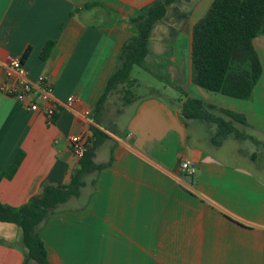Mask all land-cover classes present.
<instances>
[{"label": "crops", "instance_id": "obj_1", "mask_svg": "<svg viewBox=\"0 0 264 264\" xmlns=\"http://www.w3.org/2000/svg\"><path fill=\"white\" fill-rule=\"evenodd\" d=\"M153 1L0 0V83H19L6 62L20 57L28 79L50 78L57 106L48 125L43 102L32 111L0 92V202L19 208L43 182L68 184L80 160L69 139L91 137L95 125L109 137L94 161L109 164L88 174L80 195L40 225L51 264H264V161L253 148L264 142L255 134L264 135V32L253 39L263 73L251 98L209 91L193 82L191 51L194 25L213 0L171 4L151 33L146 59L172 73L176 84L162 79L161 85L171 95L159 88L162 93L136 94L128 103L124 98L117 117L129 111L126 122H114L119 135L103 122L108 99L120 88L97 103L123 45L137 35L133 17ZM182 34L189 36L187 62L171 53ZM50 40L54 48L42 59ZM179 78L187 88L181 95ZM189 96L242 114L246 124L234 125L258 143L230 135L215 144L216 124L183 119ZM20 150L17 170L4 175ZM185 160L189 170L181 167ZM0 264H37L27 260L15 223L0 221Z\"/></svg>", "mask_w": 264, "mask_h": 264}, {"label": "trees", "instance_id": "obj_2", "mask_svg": "<svg viewBox=\"0 0 264 264\" xmlns=\"http://www.w3.org/2000/svg\"><path fill=\"white\" fill-rule=\"evenodd\" d=\"M178 1L154 0L133 17L132 23L137 29V35L123 45L119 66L111 74L106 92L97 103L98 107L104 103L109 92L125 84L128 85L124 96L125 103L130 101V88L138 82L131 76L133 67L140 66L150 70L146 59L150 52L151 33L157 22L165 17L168 7ZM261 32H264V0H213L205 16L193 28V82L209 91L227 96L251 98L263 73V65L253 43L254 37ZM54 45L55 41L52 40L45 44L41 52L42 59L49 57ZM215 110L224 116L215 114ZM182 115L186 121L198 119L216 124L217 130L212 141L217 145L233 134L240 140L252 139L258 143L255 138L234 125V122L246 124L242 114L219 108L200 98L189 96L183 105ZM91 130L92 136L89 137L88 144L90 147L80 158L68 184L53 185L43 182L41 192L19 208L0 202V221L15 223L21 228L27 260H34L37 264H51L45 242L40 235V225L61 204L72 196L80 195L88 174L109 164H96L94 161L97 148L109 135L95 125ZM23 155L20 150L4 175L11 177L14 174Z\"/></svg>", "mask_w": 264, "mask_h": 264}, {"label": "rangeland", "instance_id": "obj_3", "mask_svg": "<svg viewBox=\"0 0 264 264\" xmlns=\"http://www.w3.org/2000/svg\"><path fill=\"white\" fill-rule=\"evenodd\" d=\"M172 44H173V47H171V53H173L175 56H177V59L179 61L184 59V61L187 62V56L189 54V36L187 34L179 35L178 38L175 39ZM149 68H150V70H146L144 67H140V66H135L133 68V70L131 72V76H132V78H136L138 80V82H137L138 84L136 83L134 86H132L130 88L132 95L128 94L129 97L136 95V94L148 95V94L154 93V92L155 93H162V91H164L163 88L161 87V85L163 83L162 79L167 80L169 83L176 84V82L174 81V79L171 76L172 73H169L167 71V68H165L164 66L155 65V66H149ZM175 68L177 69L176 66H175ZM184 68L185 67H183V69ZM180 69L182 70V68H180ZM177 71H178V69H177ZM177 71L174 70V73L176 74ZM180 75H182V74L180 73ZM178 84L180 85V86L177 85V86H179L178 92L180 93L179 95H181V94H183V92H185V90H187V88L184 85L182 86V79L181 78L178 79ZM150 86H152V88ZM180 87H182V88H180ZM118 88H120V89H118L116 92L111 94L110 98L108 99L107 103H108L109 107H106V113L103 115V122L106 125V128H109L113 133H115L117 135H119V132H117L116 129L114 128V122H116L117 118L120 120L121 124L124 121L126 122L127 117H128V115H126V114H127V111H129V108H128L126 113L117 117L116 110H118L122 105V101L125 98L124 97L126 94L125 91L128 88V85H126V84L120 85ZM159 88H161L162 91L159 90ZM165 95H171V94L165 92ZM167 100L172 101L173 103H176V100H174L172 98L167 97ZM110 110H111V112H110ZM120 123H119V125H121ZM242 129L244 130V132L248 131V129H245V128H242ZM249 131H251V130H249ZM255 134L264 140V135H262L261 133H258V132H255ZM213 136H214V134H212V137ZM254 145H253V148H255L257 146L256 147L257 151L255 153L256 154L258 153V155H259L258 160L264 161V142H263V144H258L255 146ZM243 146H244V148L247 147L245 144ZM261 154H262V156H260Z\"/></svg>", "mask_w": 264, "mask_h": 264}, {"label": "built area", "instance_id": "obj_4", "mask_svg": "<svg viewBox=\"0 0 264 264\" xmlns=\"http://www.w3.org/2000/svg\"><path fill=\"white\" fill-rule=\"evenodd\" d=\"M6 68L9 77L17 73L21 76V79L18 81V84L14 85L0 83V92L15 97L22 102H28V108L32 111L40 110V104L43 102L46 123L48 125L53 124L57 116V106L55 105L54 85L50 78L46 75H41L35 81L28 79L25 75L26 69L20 57H10L6 62ZM73 100V97L69 98L67 104H70ZM89 137L87 132L75 134L70 137L71 149L78 159L84 155L89 144ZM191 165V161L185 160L181 167L189 170Z\"/></svg>", "mask_w": 264, "mask_h": 264}, {"label": "water", "instance_id": "obj_5", "mask_svg": "<svg viewBox=\"0 0 264 264\" xmlns=\"http://www.w3.org/2000/svg\"><path fill=\"white\" fill-rule=\"evenodd\" d=\"M89 147H90V145L87 146V148H89Z\"/></svg>", "mask_w": 264, "mask_h": 264}]
</instances>
